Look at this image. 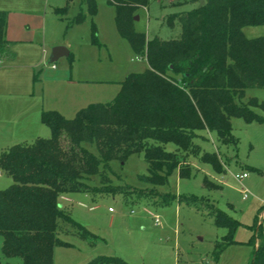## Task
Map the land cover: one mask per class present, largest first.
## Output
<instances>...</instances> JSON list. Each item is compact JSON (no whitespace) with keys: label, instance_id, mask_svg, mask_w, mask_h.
Here are the masks:
<instances>
[{"label":"trees","instance_id":"16d2710c","mask_svg":"<svg viewBox=\"0 0 264 264\" xmlns=\"http://www.w3.org/2000/svg\"><path fill=\"white\" fill-rule=\"evenodd\" d=\"M64 1L65 6L53 9L61 19L72 0ZM103 1L113 8L117 31L135 53L144 56L147 68L126 76L110 103L89 104L71 119L42 111L40 121L50 136L12 145L0 153V170L12 181L0 190V253L20 259V264H53L54 248L69 245L57 237L60 222L82 238L88 235L58 208L60 195L83 192L95 197L126 192L108 184L105 176L100 187L88 184L92 176H101L110 162H124L142 152L147 174L139 180L150 186L162 185L174 169L181 177L189 176L188 158L199 154V146L193 142L197 132H213L221 145L235 146L231 118L261 120L250 110L259 105L255 99L247 104L240 100L246 89L264 87V36L248 39L242 33L245 26L264 25V0H204L193 11L177 15L181 35L167 41L146 40L133 29V17L149 0ZM83 2L94 13L95 0ZM84 19L79 13L68 26ZM6 23L7 13L0 11V58L7 47ZM91 37L96 41L93 26ZM167 143L175 150L166 151ZM83 144L95 146L97 155ZM201 159L214 171H224L215 153H203ZM204 185L211 187L208 181ZM140 194L159 198L156 202L163 205L175 198L154 189ZM177 200L212 217L215 227L226 230L213 245L214 257L234 243L239 223L213 203L185 196ZM250 228L255 232L248 240L253 246L249 264H264L260 226L255 221ZM87 264L127 263L115 257H97Z\"/></svg>","mask_w":264,"mask_h":264},{"label":"rangeland","instance_id":"374dc122","mask_svg":"<svg viewBox=\"0 0 264 264\" xmlns=\"http://www.w3.org/2000/svg\"><path fill=\"white\" fill-rule=\"evenodd\" d=\"M203 2L149 0L147 7L137 10L133 29L146 40L178 39L181 26L177 15L193 11ZM63 6L64 0H0V11H41L45 19L46 43L54 38L66 41L70 53V58L61 57L58 63L47 64L45 60V68L59 64L70 66L73 78L97 82L81 84L92 93L90 103H110L120 88L119 83L130 74L143 72L147 68L146 60L119 34L113 8L103 0H95L94 13L83 0H72L61 19L53 9ZM79 13L85 19L68 26ZM92 26L96 41L91 37ZM39 33L36 32L37 37ZM242 33L248 39L263 37L264 25L245 26ZM45 49L47 51L49 46ZM94 89L98 91L96 94ZM250 99L259 104L250 110L261 120L247 122L231 118L235 146L221 145L213 132H197L193 142L199 146V154L188 158V177H181L178 169H174L162 185L150 186L140 181L138 177L147 174V165L143 153L139 152L124 162H110L101 176L94 175L88 181L90 186L100 187V179L105 176L108 184L126 192L95 197L83 192L60 195L58 208L67 212L88 235L82 238L70 225L60 222L57 237L69 245L54 248V264H87L97 257H115L127 264H249L253 246L248 240L255 232L250 228L255 221L256 226H260L262 238L259 240L264 243V87L246 89L240 102L247 104ZM47 130L43 138L50 136ZM83 146L97 155L95 146ZM164 148L169 152L175 150L172 143L165 144ZM203 153H215L224 171L216 172L203 162ZM241 173H245L246 178L236 180L235 175ZM205 181L211 187H206ZM11 183L9 175L0 170V190ZM149 189L175 198L168 204H160L156 202L159 198L140 194ZM243 194L246 195L244 199ZM180 196L208 200L238 222L233 233L234 243L214 257L213 245L221 241L226 230L215 227L212 217L205 213L179 204L177 198ZM65 197L70 201L66 202ZM0 261L20 264V259L6 258L1 253Z\"/></svg>","mask_w":264,"mask_h":264},{"label":"crops","instance_id":"0c3cea01","mask_svg":"<svg viewBox=\"0 0 264 264\" xmlns=\"http://www.w3.org/2000/svg\"><path fill=\"white\" fill-rule=\"evenodd\" d=\"M5 12L7 47L0 58V153L12 145L28 144L47 136L48 128L40 121L42 111H55L71 119L80 109L95 104L89 101L93 99L92 93L81 84L97 83L73 78L71 67L64 64L45 68L43 63L54 46L67 50L69 47L66 41L59 42L56 38L46 43L41 11ZM97 92L93 90L94 94ZM70 115L73 116L69 118ZM64 200L70 201L67 197Z\"/></svg>","mask_w":264,"mask_h":264},{"label":"water","instance_id":"95a60500","mask_svg":"<svg viewBox=\"0 0 264 264\" xmlns=\"http://www.w3.org/2000/svg\"><path fill=\"white\" fill-rule=\"evenodd\" d=\"M134 20H137V16L133 18ZM69 52L66 48L63 46H54L49 54V57L47 59V64L55 63L59 58L61 57H68Z\"/></svg>","mask_w":264,"mask_h":264},{"label":"built area","instance_id":"2783aa9c","mask_svg":"<svg viewBox=\"0 0 264 264\" xmlns=\"http://www.w3.org/2000/svg\"><path fill=\"white\" fill-rule=\"evenodd\" d=\"M246 178V174L245 173H241V174H237L235 175V179L238 181H241L242 179ZM243 199L246 198V195L243 194ZM155 221H157V218L155 217Z\"/></svg>","mask_w":264,"mask_h":264}]
</instances>
